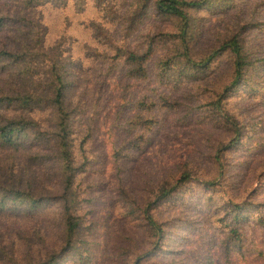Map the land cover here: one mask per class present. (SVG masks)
I'll return each mask as SVG.
<instances>
[{
  "label": "trees",
  "instance_id": "1",
  "mask_svg": "<svg viewBox=\"0 0 264 264\" xmlns=\"http://www.w3.org/2000/svg\"><path fill=\"white\" fill-rule=\"evenodd\" d=\"M44 7L71 10L65 33L56 39ZM87 10L96 15L81 20ZM202 11L212 14L203 18ZM216 14L223 29L207 40L202 29ZM82 26L84 37L75 33ZM167 54L165 63L155 64ZM261 57L264 0H0V219L44 215L60 233L58 247L46 249L44 257L27 253L19 263L11 255L13 244L4 240L9 251L0 253L13 264L70 258L84 264L79 260L81 247L90 244L83 240L86 221L99 228L111 219L133 230L131 264H176L179 251L169 242L186 237L176 235V218H164L163 208L194 182L198 195L182 204L188 209L206 196L208 205L198 210L207 217L201 220L219 216L218 227L204 234L211 236L216 262L264 264V163L250 155L233 159L248 122L224 103L243 83L257 85L253 77L264 83ZM164 84L210 88L194 106L201 104L209 125L229 137L214 140L199 163L197 153L189 156L178 179L134 192L127 173L163 126ZM252 84L247 88L254 93ZM107 185L116 197L101 196ZM97 201L105 212L100 217L92 211L91 217L83 205ZM95 236L93 246L98 242L96 250L106 251L100 232Z\"/></svg>",
  "mask_w": 264,
  "mask_h": 264
},
{
  "label": "rangeland",
  "instance_id": "2",
  "mask_svg": "<svg viewBox=\"0 0 264 264\" xmlns=\"http://www.w3.org/2000/svg\"><path fill=\"white\" fill-rule=\"evenodd\" d=\"M44 19L47 20L49 26L54 29L51 33L52 38L56 39L60 37L61 34L65 33L64 28L67 24L69 17L71 16L70 9L56 8L51 9L50 7H44ZM95 11L87 10L80 17L81 20L84 17H94ZM201 16L204 18L208 17L210 12L202 11ZM80 19V18H79ZM225 21L227 19L225 18ZM207 26L202 29L203 36H207V40L211 38L216 39L220 30L223 29V19L222 15L216 14L211 15L205 22ZM84 26V25H83ZM82 27H77L75 33H80L81 37L86 35V32ZM200 30V29H199ZM161 52V51H160ZM171 54H167L166 57L160 58L155 62V64L160 65L159 61L168 60ZM264 57L259 59V65L264 64ZM261 60V61H260ZM167 63V62H166ZM224 65L218 63L217 68H223ZM165 66L164 68H167ZM158 70V69H157ZM258 75L257 72H253L252 76ZM257 78V79H256ZM253 82L243 83L234 93H231L230 97L225 101L226 108L228 111L238 116L240 119H245L248 122L246 128V139L243 144L238 147V153L233 159H240L242 155H250V159L255 161L261 160L264 163V83L260 81L258 77H253ZM256 86V91L251 93L248 90L247 85ZM178 84H164V110L161 109L159 112V117L162 119V127L158 128V133L150 145V149L143 153L137 162L131 166V170L128 171V182L127 184L135 192L136 188L139 186H144L147 184L155 185L160 183L163 179H169L173 177L178 179L181 175V165L189 160V156L197 153L196 160L198 163L205 160L207 154L212 151V143L220 140H226L229 135L226 131H219L215 127L209 125V119L204 118V115L199 113L205 108H201V104L194 106V99L198 101L199 99L205 100L209 96V89L202 91H197L194 88L182 89ZM203 91H206L203 93ZM208 91V92H207ZM189 95H195V98L191 99ZM202 103V102H201ZM166 105V107H165ZM195 107L196 110H193ZM199 107V108H198ZM197 111V113L195 112ZM215 140V141H214ZM244 147V148H243ZM242 152V153H241ZM258 152V153H257ZM256 153V154H255ZM98 175L94 174L96 178ZM139 181V185L136 186V182ZM257 186L258 181L255 182ZM83 187H86L85 184ZM105 191L101 196L107 198L116 197L114 191L113 195L110 192L109 185L104 186ZM199 187L193 182L184 185L179 189L178 193L173 195L171 200L167 202L164 206L163 211H167L164 214V218L171 215V218H176L174 222V232L176 235H184L185 240L180 237L177 238L176 242L170 244L169 248L174 251H179L177 256L174 257L176 264H221L218 261V255L216 254V248L211 244L209 245V235H204L206 233H211L214 231L213 227H218L215 223L219 216L213 215L209 217L206 221V212H199L200 209H205L208 203L207 197L205 196L200 202L194 201L190 208L186 209L183 206V202L187 198H193L198 195ZM252 190V189H251ZM250 190V191H251ZM87 192V190L85 191ZM93 190L88 193V197L92 196ZM182 197V198H180ZM262 200V197H256ZM256 199V200H257ZM177 200V201H176ZM264 202V198L262 200ZM178 202V203H177ZM206 203V204H205ZM205 204V205H203ZM203 205V206H201ZM191 207H195L191 209ZM83 210L90 213L92 217V211H94L95 216L101 217V211L105 210L104 204L99 201L95 203L83 205ZM105 212V211H104ZM203 214V215H202ZM90 220V217H89ZM99 228L90 225L87 220L84 227L83 240L90 241V244L85 247H81V253L83 255L84 264H131L132 251L135 249L134 246L130 245L131 240H133V230L128 228L129 226L120 225L115 221L110 219V222L103 220ZM107 223L110 226H107ZM114 224H116L114 228ZM208 224V225H207ZM189 227V228H188ZM121 230V232H120ZM105 242L106 251L98 248V242L96 246H93L94 240L92 237H100ZM126 234V235H125ZM187 234V236L185 235ZM60 238V233L56 229V225L53 221L48 219L44 215L31 216L29 218L13 219L12 217L6 218L4 220L0 219V250L3 249L5 252L9 251V245L13 244L11 255L19 262L22 261V256L27 253L34 255L39 254L41 257L46 255L45 250L51 247H58V242ZM3 240L9 245H3ZM99 238L97 239V241ZM92 247L94 249L92 250ZM87 249L88 253H85ZM92 251V252H91ZM183 251V252H182ZM94 255L92 253H98L97 257L90 256ZM68 256V255H67ZM65 256V258L67 257ZM171 255H166L164 261L171 259ZM71 259V258H70ZM60 259L58 264H72L74 261ZM219 259V258H218ZM87 260L89 262H87ZM78 261V260H77ZM14 261L7 258L0 253V264H13ZM224 262H222L223 264Z\"/></svg>",
  "mask_w": 264,
  "mask_h": 264
}]
</instances>
